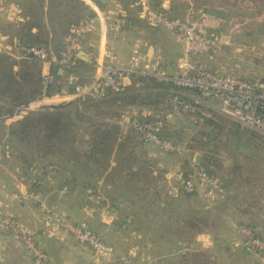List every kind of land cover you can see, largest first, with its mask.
I'll return each instance as SVG.
<instances>
[{"label":"crops","instance_id":"crops-1","mask_svg":"<svg viewBox=\"0 0 264 264\" xmlns=\"http://www.w3.org/2000/svg\"><path fill=\"white\" fill-rule=\"evenodd\" d=\"M151 3L152 0H107L106 3L102 0H70V3L0 0V53L19 56L17 53L33 42L59 50L66 45L71 26L100 10L107 13L117 5L125 14L122 33L116 37L108 20L99 23L83 39V51L91 60L83 62L94 66L91 78L96 79L110 61L108 43L115 42L117 61L123 64L128 62L133 45L138 44L143 50L145 32L139 30L145 31L141 27L145 19L141 15L155 6ZM170 6L169 1L157 0L155 8L168 13ZM21 8L38 13L39 22L22 23ZM162 31L168 40H175L171 32ZM40 33L45 37L41 38ZM134 41L137 42L133 44ZM166 44L162 57L167 61L178 58L171 53L169 42ZM146 48L144 57L153 60L158 51L152 45ZM164 65L172 66L169 62ZM41 67L45 77V64ZM73 77L79 80L84 74L81 71ZM72 100L71 95H56L33 101L27 107L31 112ZM18 119L7 117L0 121V264H33L31 252L16 237L20 230H27L35 237L48 255L47 264H128L122 257L133 264H264V254L244 248V238L238 230L239 226H248L264 238V166L250 167L251 175L245 182L230 183L227 202L211 207L199 194L186 193L175 177L172 180L175 184L169 182L174 174L189 169V155H184L181 163L170 165V156L147 144L138 155L137 135L136 140L130 138L131 156L136 160L131 165L120 159L119 151L100 170L95 165H88L84 170L85 167L59 153L39 152L40 158L55 157L49 165L40 164V160L30 166L16 163L9 142L12 126ZM128 119H121L124 130ZM137 157L142 162L139 169L135 166ZM160 162L167 164L162 184L155 173L160 169L157 167ZM142 168L149 176L145 181L134 180L132 173ZM128 171L129 180L126 179ZM159 188L168 191L162 200L158 195L157 198L149 196L153 195L150 191ZM54 215L88 222L116 254L98 259L91 248L68 233L52 228L49 223ZM7 219L14 224L11 230L3 228Z\"/></svg>","mask_w":264,"mask_h":264},{"label":"rangeland","instance_id":"rangeland-1","mask_svg":"<svg viewBox=\"0 0 264 264\" xmlns=\"http://www.w3.org/2000/svg\"><path fill=\"white\" fill-rule=\"evenodd\" d=\"M64 1L70 3V0ZM165 1H169L171 4L170 11L166 15L162 14L163 12H160L157 8H155L157 0H152L151 4H155V6L152 5L153 7H149L147 11L145 10L142 13L141 16H143L146 22L145 23L143 21L141 26L142 29H145V31L139 30V32H145V35H143L145 40H142L143 50L141 51L140 47L137 46L138 44L135 46L133 45L134 49H132L133 51L129 60L134 55V51L138 50L142 58L141 66L144 67L149 65L151 69L149 72L151 73L154 71V69L159 72L166 70L164 64L169 62L176 71V74H179L180 64L187 63L193 66L200 65L211 72L226 76H235L251 83H264V0ZM21 9L22 12L20 15L24 17V21L22 23H25L27 20H29L28 22L38 21V13L25 11L24 8ZM149 12H154L159 18H161L159 25L155 26L150 23ZM27 17L29 19H27ZM172 20H181L182 22L184 21L187 24H190L197 32L203 34V36L210 38L211 40L212 38L215 39V44L209 50L204 52L186 53L181 34L177 30L171 29L166 24V22ZM28 22L25 23V25H27ZM204 24L207 26L206 29ZM163 29L171 32L174 35L175 40H168V38H166V32L162 31ZM40 36L43 38L44 35L42 36L40 33ZM136 42L137 41H134L133 44ZM166 42H169V49H172L171 53H175L178 58H173V60L167 61V59L162 57L164 52H166ZM148 45H152L154 49L158 51L153 60H147L144 57V54L147 51V48H144L146 46L148 47ZM107 47L110 56L112 55V58L115 59V62L119 63L115 54V42L112 44L108 43ZM22 52H18L17 54L21 55ZM95 53H93V55ZM109 62L107 64H109ZM120 64L122 65L123 63ZM83 73L86 74L84 76L88 78L83 84H92L95 81L93 79L94 77L91 78L92 71L90 69L89 71H85ZM158 81L165 84H175L172 79ZM137 85L140 88L143 87L142 82H139ZM149 85L152 87L153 82L151 81ZM154 91L141 90L139 93L140 95H138L139 97L136 98L137 104L124 112L121 119L125 120L126 117H137L140 119L145 118L160 122L163 127V133L175 139L176 146L181 149V152H165L155 144L142 143L138 140L137 142L139 144L135 142L136 149H138V155H141L145 149V144L152 146L150 147L152 149H160L162 153L165 152L168 156H170V159L168 160L170 161V165L176 164L178 162L181 163L183 156L189 155L190 163L188 170H190L193 165H197L195 163V155L199 154L201 156V162L204 163L202 168L204 170L208 169L216 172V176L220 179L224 187L227 184L230 186L231 182L239 183L237 179H235V176L239 175L238 173L236 174V171H234L235 166H264V131L262 129L255 128L251 125H244L234 117L221 114L219 110H215L213 104L210 103V98L203 92L201 96H193L199 104H201L203 107H206L207 109V111L201 110V116H198L192 112H186L187 109L181 110L179 106L173 103L170 104V100H165V97L167 98V91L176 92V90L167 87L162 91L159 90L160 94H158L159 92ZM49 107H42L39 110ZM27 114H21L18 120L24 118L27 116ZM85 116L86 119H93L92 113H85ZM210 119L214 121L213 125L209 124ZM108 121L111 124L115 122L111 120V118H108ZM223 122H227V124ZM232 122L238 123L244 127L247 130V134L240 138L230 134V131L227 129L231 127ZM223 124H225L227 127H221ZM127 133L131 134L132 130L127 131ZM131 135L136 140V133L133 132ZM21 148H23L21 145L14 144L13 160H15L16 163L18 162L24 164V159H26L27 156L25 154L20 155L18 153V149ZM54 159L55 157L53 156L52 158H40L39 160L41 161L40 164L49 165L54 163V161H52ZM82 159L83 158H81V160ZM137 160L138 163L135 166H137V169H139V165L142 164V162L139 157H137ZM165 162L158 163L157 167L160 169L155 171L158 180H160L163 177V173H165L164 170H166L167 167ZM34 163L38 164L37 161ZM188 170L186 172H178L176 175L174 174V176L169 179L170 184H175V181H172L175 177V180L180 183L181 187L183 188L180 178L187 175ZM127 173L126 179L129 180L128 178L130 177L129 175H131V173L129 171ZM83 174V172H80V175ZM142 176H144V174ZM178 178L179 180H177ZM139 179L140 178L138 177H134V180ZM145 180L146 178L142 179V181ZM160 183L162 184V179L160 180ZM166 192H168L166 189L159 188L158 190L156 189L150 191V194L153 195L149 196H156L157 198L158 195L159 199L162 200L166 196ZM195 194H199V196H201V198L211 207L227 202L229 197L228 193L224 201L211 202L203 197L201 191L195 192L194 195ZM76 223H87L91 228L88 222ZM242 226L238 227V230L241 234ZM243 238H245L244 235ZM244 248L246 247L244 246Z\"/></svg>","mask_w":264,"mask_h":264},{"label":"trees","instance_id":"trees-1","mask_svg":"<svg viewBox=\"0 0 264 264\" xmlns=\"http://www.w3.org/2000/svg\"><path fill=\"white\" fill-rule=\"evenodd\" d=\"M32 46H44L50 52V60H52V56L57 58V61L52 60V81L47 86L46 78L42 75V63L27 52L28 48ZM64 47L54 51L42 42H33L27 45L19 56L5 52L0 53V116L14 117L17 108L26 107L31 102L42 98L73 94L76 85L72 84L71 77L81 71H89V69L93 72L94 66L78 58L75 66L64 68V75H60L61 66L58 64V60L61 58ZM87 79L86 76L80 78L78 84H83ZM131 81L130 84L122 82L120 92L103 86L99 93H92L84 98H77L46 109L31 111L24 118L17 120L10 132V143L12 146L19 144L23 147L18 149V153L27 156L24 159V165L30 166L38 161L40 159L39 152L44 154L60 153L67 159L85 167L84 170L88 165L99 166L98 170H100L116 151L120 152L119 157L122 161L130 165L134 164L136 160L131 156L133 142L130 143V138H133L131 134L136 132L132 130L131 134L125 133L120 122L124 112L137 104L136 98L139 97L141 90L159 92V90L162 91L164 88L170 87L176 92L167 91L166 96L169 99L165 97L166 101L177 98L180 102L195 108L186 110V112H192L198 116H201V110L207 111L206 107L199 104L193 97L201 96V90L184 88L173 83L165 84L153 78L138 76L131 78ZM151 81L153 82L152 87L149 85ZM139 82L143 83L142 88L138 87ZM85 113H92L93 119H86ZM108 118L115 122L111 124ZM142 120L158 122L145 118ZM223 123L227 124V122ZM209 124L213 125L214 121L210 119ZM225 124L221 127L226 128ZM227 130L237 138L247 134V130L235 122H232L231 127ZM161 138L176 144L173 137L163 133V127ZM81 158L83 159L81 160ZM203 164L201 163L200 166L202 167ZM249 168V166L243 165L235 166L234 171L239 174L235 176V179L239 183L245 182L246 177L251 175ZM144 171L145 168H142V171L132 173L133 179L134 177L143 179L149 176L150 173L147 171L144 173ZM206 171L209 175L217 177L216 172L208 169ZM143 174L144 176H142ZM225 188L229 193L228 184L225 185Z\"/></svg>","mask_w":264,"mask_h":264},{"label":"built area","instance_id":"built-area-1","mask_svg":"<svg viewBox=\"0 0 264 264\" xmlns=\"http://www.w3.org/2000/svg\"><path fill=\"white\" fill-rule=\"evenodd\" d=\"M108 20L112 22L114 35L118 37L125 25V14L117 5L107 13L98 11L95 15L87 17L79 24L71 27L61 58L58 60L61 70L71 68L77 64V55L83 50V39L86 34L95 30L99 23ZM149 21L157 26L160 24L161 18L156 13L149 12ZM166 24L181 34L186 53L204 52L215 44V39L212 38L211 40L203 36L193 26L184 21L172 20L166 22ZM27 52L43 64L52 62L50 60V52L44 46H32L28 48ZM112 57L111 55L110 62L105 66L103 73L94 79L95 81L92 84H77L75 86L74 93L71 95L73 99L84 98L92 93H99L103 86L110 87L115 92H120L122 82L134 76L164 81L172 79L178 86L198 89L207 94L210 98V103L221 114L234 117L244 125H251L264 131V83L262 82L251 83L235 76L211 72L200 65L193 66L187 63L180 64L179 74H176L175 77H169L166 70L159 72L154 69L156 72L152 71L151 73L149 72L151 70L149 65L141 66L142 58L138 50L134 51L132 58L124 65L116 63ZM55 61H57V58ZM45 78L47 86L52 81L51 74L45 76ZM170 102L187 110L195 109L189 104L180 102L177 98L172 99ZM29 110L30 107L27 106L19 107L14 117L18 118L21 114L26 115ZM5 119H7L6 116H0V121ZM129 130L135 131L142 142L155 144L165 152H181V149L176 144L161 138L162 124L160 122H148L137 117H130L125 127V133ZM180 180L186 193L194 194L201 191L203 197L211 202L224 201L228 195L220 179L209 175L200 165H193L187 175L181 177ZM49 224L52 228L68 233L80 244L91 248L98 259L116 254L115 249L94 232L87 223H76L66 216L54 215ZM13 227L12 220L7 219L4 221V230H11ZM241 232L245 236L243 245L249 251L264 254V239L257 236L248 226H242ZM16 237L31 252L33 264H47V253L37 244L35 237L31 233L27 230H20ZM122 260L128 264H133L126 257H122Z\"/></svg>","mask_w":264,"mask_h":264},{"label":"water","instance_id":"water-1","mask_svg":"<svg viewBox=\"0 0 264 264\" xmlns=\"http://www.w3.org/2000/svg\"><path fill=\"white\" fill-rule=\"evenodd\" d=\"M106 1L107 0H102L103 3H106ZM162 14L166 15L167 13L163 12ZM77 56L82 61L91 62L88 55L83 50L80 51ZM52 60L55 61L56 57L53 56ZM51 65H52V62L45 63V67H46L45 76H49L51 74V70H50ZM62 72H63V70L60 69V73H62ZM166 72H167L168 76H170V77L176 76V71L174 70V68L172 66H168L166 68ZM71 82H72V84L77 85L78 79L76 77H73V78H71ZM131 82H132L131 79H126L124 81L125 84H130ZM195 163L197 165L201 164V156L199 154L195 156Z\"/></svg>","mask_w":264,"mask_h":264}]
</instances>
